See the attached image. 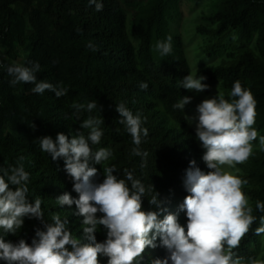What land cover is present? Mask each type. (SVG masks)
<instances>
[{
	"label": "trees",
	"instance_id": "1",
	"mask_svg": "<svg viewBox=\"0 0 264 264\" xmlns=\"http://www.w3.org/2000/svg\"><path fill=\"white\" fill-rule=\"evenodd\" d=\"M141 1L103 0L104 9L97 12L88 0H0V62L19 63L22 52L25 64L40 63L39 80L62 82L68 89L65 96L57 98L50 90L34 93L31 83L12 86V77L0 66V166L23 164L30 174L29 199H42L44 219L52 222L56 214L67 217L73 234L80 237L84 235L82 218L72 215L75 205L69 209L56 202L65 192L78 198L73 179L65 171L63 158L52 160L41 151L38 138L50 135L55 139L61 132L71 138L82 120H104V134L94 147L109 148L113 155L95 165L98 174L94 182L103 181L104 167L115 165L120 178H125V170L132 171L150 189L143 209L156 210L149 203L156 191L168 211L176 213L185 226L187 217L181 205L189 195L184 186L186 169L194 159L203 171H210L202 160L195 129L186 120V110L184 113L173 107L187 96L188 89L179 81L191 72L182 35L173 36L169 55L161 56L156 50V44L170 35L171 13L181 15L182 0ZM201 1L189 0L192 7H199ZM210 1L216 2V9L201 16L196 31L206 40L202 51L219 63L199 72L207 77L204 82L209 87L204 92L211 93L220 82L222 94L230 99L233 83L239 80L254 95L253 127L264 135V0ZM89 42L95 50L87 47ZM142 82L149 84L147 90L139 87ZM92 101L98 107L89 112L86 105ZM121 102L146 118L143 126L149 134L140 145L148 153L146 163L134 155L136 146L120 123L116 107ZM80 104L85 108L77 113L78 120L73 106ZM82 131L87 135L90 130ZM253 145V154L237 165L241 178L248 181L243 191L250 199L253 215L259 217L264 216L256 209L257 201L264 202V150L259 147V137ZM259 226L257 220L234 249L242 259L264 258L263 242L255 231ZM38 228H43L39 220L25 218L22 229L17 234L8 233L5 239L14 243L25 239L31 244ZM96 236L103 241L106 232L99 231ZM145 250L158 253L157 258L169 255L162 246ZM98 258L101 264L107 263V257ZM151 259L143 256L139 264H150ZM0 264L7 261L0 260Z\"/></svg>",
	"mask_w": 264,
	"mask_h": 264
},
{
	"label": "clouds",
	"instance_id": "2",
	"mask_svg": "<svg viewBox=\"0 0 264 264\" xmlns=\"http://www.w3.org/2000/svg\"><path fill=\"white\" fill-rule=\"evenodd\" d=\"M88 5H94L97 12L104 9L103 0H88ZM87 47L95 50L92 42ZM156 50L161 56L169 55L172 36L159 41ZM0 66L6 67L12 86L31 83L35 85L34 93L50 90L57 98L68 92L62 82L53 84L38 79L41 69L38 61L8 65L0 62ZM206 79L204 75L190 72L179 83L188 90L204 91L209 87L204 82ZM139 87L147 90L149 84L142 82ZM229 95L230 99H226L218 91V96L205 99L197 106V117L186 115L190 124L193 119L198 121L195 137L203 153L202 160L210 169L203 171L194 159L186 169L184 186L189 195L181 205L187 217L186 226L179 222L176 213L168 211L165 200L155 189L149 203L156 210L143 209V199L150 189L132 171L125 170V178H120L115 165L104 167L105 178L100 183L94 182L98 174L95 165H101L113 153L109 148L94 147L100 144L104 134L101 127L104 120L90 117L82 120L71 138L61 132L55 139L50 135L37 139L41 151L48 153L52 160L63 158L65 171L73 179V191L78 198L65 192L56 202L69 209L75 205L72 215L82 218L83 237L73 234L67 217L62 219L56 214L52 222L44 219L42 199H29L30 174L23 164L0 166V260L7 264H101L98 257L104 256L108 258L104 264H139L148 255L153 258L150 264H256L251 259L245 262L234 251L257 220L260 226L256 234H264V216L253 215L249 197L243 191L248 181L241 178L240 169L235 166L253 154V141L258 137L259 147L264 150V135H259L253 127L257 102L250 89L237 80ZM191 101V96H183L173 107L184 112ZM73 107L76 109L73 115L79 120L77 113L85 106ZM97 107L96 101L86 105L89 112ZM116 111L136 146L134 155L144 158L146 163L148 153L140 147L142 138L149 134L143 126L146 118L139 112L134 114L123 102L117 105ZM82 129L90 131L85 135ZM225 165L234 171L225 170ZM256 209L264 213V202L257 201ZM25 218L37 219L43 224V228L36 230L32 243L25 239L15 243L6 241L8 233L17 234L22 229ZM102 230L106 238L98 241L96 233ZM160 246L167 249L168 256L157 258L158 253L145 250Z\"/></svg>",
	"mask_w": 264,
	"mask_h": 264
},
{
	"label": "rangeland",
	"instance_id": "3",
	"mask_svg": "<svg viewBox=\"0 0 264 264\" xmlns=\"http://www.w3.org/2000/svg\"><path fill=\"white\" fill-rule=\"evenodd\" d=\"M139 1V0H137ZM143 3V0L141 1ZM215 1L210 0H202L199 7H192L189 0H182L181 4V15H177L171 13L170 20V29L169 34L172 36L180 33L183 37V48L186 54V57L190 63L191 73L198 75L202 69L214 67L219 61L214 58H208L205 53L202 51V46L205 44L206 40L204 37L197 33L196 27L198 24L202 22L201 16L204 13L210 14L212 11L216 9ZM132 9V8H131ZM129 29H131V22L128 23ZM31 48H27L30 51ZM22 57L20 60V64H25L26 55L20 54ZM218 91L223 93V89L220 82H216L214 89L211 93L207 94L204 91H196V90H188L187 96L192 97V101L185 106V110L189 117L195 118L198 116L197 106L205 99H211L218 96ZM198 121L193 119L191 123L192 127L195 128V125ZM202 143V142H201ZM255 147H253V150ZM227 171H234V169L229 166H223ZM239 168L238 165L235 166ZM240 169V168H239ZM240 175V172L238 173ZM250 203V199H249ZM258 237L263 242V246L261 247V251L264 254V234L258 235ZM259 250V252L261 253ZM247 262L250 259H243ZM256 261V264H264L263 256H259L257 259H251Z\"/></svg>",
	"mask_w": 264,
	"mask_h": 264
}]
</instances>
